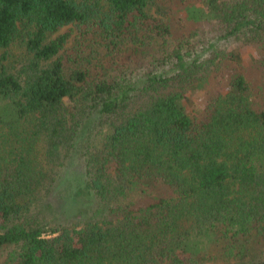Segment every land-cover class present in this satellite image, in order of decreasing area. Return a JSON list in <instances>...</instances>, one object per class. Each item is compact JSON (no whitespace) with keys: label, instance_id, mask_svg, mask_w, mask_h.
I'll return each mask as SVG.
<instances>
[{"label":"trees","instance_id":"obj_1","mask_svg":"<svg viewBox=\"0 0 264 264\" xmlns=\"http://www.w3.org/2000/svg\"><path fill=\"white\" fill-rule=\"evenodd\" d=\"M0 264H264V0H0Z\"/></svg>","mask_w":264,"mask_h":264},{"label":"rangeland","instance_id":"obj_2","mask_svg":"<svg viewBox=\"0 0 264 264\" xmlns=\"http://www.w3.org/2000/svg\"><path fill=\"white\" fill-rule=\"evenodd\" d=\"M92 124V123H90ZM82 135L85 134V130ZM83 158H84V142L80 140L78 148L75 149L72 156L68 160V165L65 167L62 179L55 187L51 196L48 199L53 206L51 211V216L55 219L61 221H69L76 214L79 213L80 209L84 210L86 213V205L81 204L74 199H70L72 196V191L80 184L83 174Z\"/></svg>","mask_w":264,"mask_h":264}]
</instances>
